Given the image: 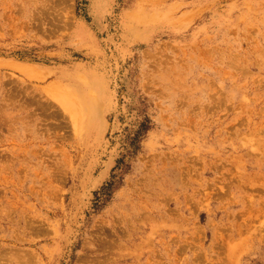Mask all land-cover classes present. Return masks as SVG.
Masks as SVG:
<instances>
[{"label": "rangeland", "instance_id": "rangeland-1", "mask_svg": "<svg viewBox=\"0 0 264 264\" xmlns=\"http://www.w3.org/2000/svg\"><path fill=\"white\" fill-rule=\"evenodd\" d=\"M0 264H264V0H0Z\"/></svg>", "mask_w": 264, "mask_h": 264}]
</instances>
